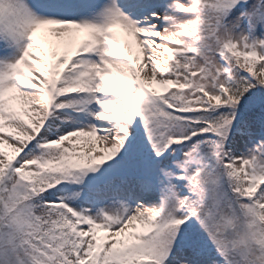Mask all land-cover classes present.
Returning <instances> with one entry per match:
<instances>
[{
    "label": "snow or ice",
    "instance_id": "obj_1",
    "mask_svg": "<svg viewBox=\"0 0 264 264\" xmlns=\"http://www.w3.org/2000/svg\"><path fill=\"white\" fill-rule=\"evenodd\" d=\"M0 264H264V0H0Z\"/></svg>",
    "mask_w": 264,
    "mask_h": 264
}]
</instances>
